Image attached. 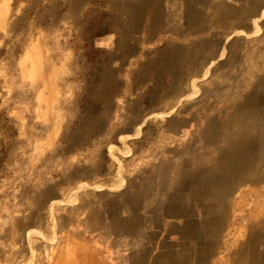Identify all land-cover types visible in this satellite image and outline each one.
I'll return each mask as SVG.
<instances>
[{"label": "rangeland", "instance_id": "1", "mask_svg": "<svg viewBox=\"0 0 264 264\" xmlns=\"http://www.w3.org/2000/svg\"><path fill=\"white\" fill-rule=\"evenodd\" d=\"M190 2L0 0V183L50 125L41 161L65 185L51 240L10 263L264 264V168L199 197L168 177L208 168L223 139L258 143L264 4L202 0L194 19ZM49 67L50 81L33 76Z\"/></svg>", "mask_w": 264, "mask_h": 264}, {"label": "crops", "instance_id": "2", "mask_svg": "<svg viewBox=\"0 0 264 264\" xmlns=\"http://www.w3.org/2000/svg\"><path fill=\"white\" fill-rule=\"evenodd\" d=\"M259 2L264 4V0ZM227 8L226 6L225 11ZM51 70L52 68L49 67L48 73L43 71L38 76L36 74L33 76L38 80L41 77V81H46L49 77L50 81V76L47 75L51 73ZM46 102L50 105L49 100ZM42 122L50 123L54 120L50 116H45ZM47 126L42 139L35 141L29 147L28 159L17 164L14 176L0 183V264H14L9 262L13 259L14 250H18L17 258L23 263L29 257L28 243H34L37 235H46L47 239L51 240L50 235L54 232L51 214L55 213L56 202L60 199V196L56 194L57 192L60 194L65 185L63 182H55V173L50 174V170L53 171L50 168L51 163H42L44 158L49 157L54 147L56 131L50 125ZM13 195H16L17 203L9 208L8 197ZM63 200L66 204L67 198L64 197ZM66 206L70 205L66 204ZM15 264L20 263L17 261ZM47 264L53 263L50 260Z\"/></svg>", "mask_w": 264, "mask_h": 264}, {"label": "bare ground", "instance_id": "3", "mask_svg": "<svg viewBox=\"0 0 264 264\" xmlns=\"http://www.w3.org/2000/svg\"><path fill=\"white\" fill-rule=\"evenodd\" d=\"M128 1V0H127ZM202 0H191L188 4L189 9L192 10L191 17L196 19L198 14L195 12V3L201 2ZM260 2L258 3V5ZM257 5V6H258ZM226 7V4H223L221 8ZM123 23L129 24L132 19L130 12L128 15H122L120 17ZM155 19V16L153 17ZM255 122L257 123L258 129V143H252L245 139H238L234 142H228L226 139L222 140V147L220 146L213 153L214 156H211L209 162L210 166L203 169L202 171L199 168V171H190L187 166H181L178 170L170 171L168 177L171 179V185L180 187L182 191H189V196L194 195L195 197L207 195L211 191L218 189V185H224L229 182L231 179L237 178L240 175L244 174L254 162L258 168H264V114L261 113L258 116L254 117ZM253 120V121H254ZM220 129L214 123H209L205 133H207L208 141H211L212 137L216 140L219 137ZM213 138V139H214ZM217 184V185H216ZM208 186V187H207ZM198 188V190L196 189ZM197 192V193H196ZM187 196V195H186ZM184 196V201L186 199ZM182 200V199H181ZM183 201V202H184ZM169 209H174L169 207ZM178 209L181 210L183 216H186L188 220L185 222L187 228H194L196 223H193V220L190 216L193 215L192 205L183 207L180 206ZM206 215V214H205ZM208 220V221H207ZM201 225L212 226L213 218L207 219ZM205 227V226H204Z\"/></svg>", "mask_w": 264, "mask_h": 264}]
</instances>
